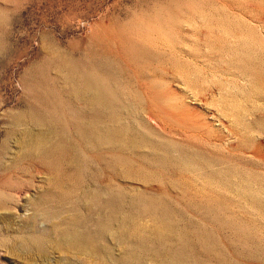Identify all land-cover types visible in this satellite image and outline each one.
Listing matches in <instances>:
<instances>
[{
    "label": "rangeland",
    "instance_id": "rangeland-1",
    "mask_svg": "<svg viewBox=\"0 0 264 264\" xmlns=\"http://www.w3.org/2000/svg\"><path fill=\"white\" fill-rule=\"evenodd\" d=\"M65 217L106 264H264V0H0V264H62Z\"/></svg>",
    "mask_w": 264,
    "mask_h": 264
},
{
    "label": "bare ground",
    "instance_id": "bare-ground-1",
    "mask_svg": "<svg viewBox=\"0 0 264 264\" xmlns=\"http://www.w3.org/2000/svg\"><path fill=\"white\" fill-rule=\"evenodd\" d=\"M67 75V74H66ZM88 79V78H87ZM65 83V82H64ZM78 94V93H77ZM81 95L78 94L77 97H79ZM89 96V95H88ZM95 97H88V101L90 102H93L95 99ZM45 99V98H44ZM86 100V99H85ZM93 105V104H92ZM91 105V106H92ZM54 106V105H53ZM102 106V105H101ZM54 108V107H53ZM84 108V107H83ZM78 112V111H77ZM109 112V111H108ZM45 115V114H44ZM86 117V116H85ZM38 119V118H37ZM41 119V118H40ZM39 119V120H40ZM107 119V118H106ZM48 120V119H47ZM92 120V119H91ZM44 124V123H43ZM100 124V123H99ZM49 125V124H48ZM111 125V124H110ZM40 126V125H39ZM108 130V129H107ZM105 135V134H104ZM108 135V134H107ZM29 140H26L28 141V143L26 142V144L28 145L29 147V150H37L38 152V149H41V148H44L46 146L49 145V141L51 139V137L49 136V134H47L46 132H39L38 134H32L30 132V135H29ZM28 137V136H27ZM52 141V140H51ZM55 142V141H54ZM24 143V142H23ZM106 143V142H105ZM189 144V143H188ZM25 145V144H24ZM112 145V144H111ZM26 146V145H25ZM53 146V145H52ZM59 146V145H58ZM50 147V145H49ZM124 147V146H123ZM52 148V147H51ZM51 150V149H50ZM61 150V148H60ZM96 150V148H95ZM43 151V150H42ZM48 152V150H47ZM74 152V151H73ZM70 153V152H69ZM42 154V153H41ZM212 154V153H211ZM43 155V154H42ZM57 156V155H56ZM190 156V155H189ZM31 157V156H30ZM36 160V159H35ZM28 161V160H27ZM190 161V160H189ZM109 162V161H108ZM213 164V163H212ZM199 165V164H198ZM25 166V165H24ZM23 167V166H22ZM56 167V166H55ZM45 168V167H44ZM62 168V167H61ZM125 168V167H124ZM199 170V169H198ZM201 170V169H200ZM65 171V170H64ZM82 171V170H81ZM207 171V170H206ZM204 172V171H203ZM205 174V173H203ZM52 175V174H51ZM59 176V175H58ZM76 177V176H75ZM58 179V178H57ZM66 179V178H65ZM56 180V178H55ZM59 180H60V177H59ZM188 180V179H187ZM211 180V179H210ZM53 182V181H52ZM61 182V181H60ZM74 182V181H73ZM220 182V181H219ZM50 183V182H49ZM48 183V184H49ZM55 183V182H54ZM76 183V182H75ZM60 184V183H58ZM63 183H61L62 185ZM65 184V182H64ZM193 184V183H192ZM57 185V183H56ZM55 185V186H56ZM70 185V184H69ZM150 186V185H149ZM65 187V186H64ZM108 187V186H107ZM173 187V186H172ZM48 188V187H47ZM57 188V187H56ZM59 188V187H58ZM74 188V187H73ZM243 188V187H242ZM60 189V188H59ZM58 189V190H59ZM61 189H64V188H61ZM65 191V190H64ZM75 191V190H74ZM73 191V192H74ZM61 192V191H60ZM63 192V191H62ZM71 192V191H70ZM99 192V191H98ZM112 192V191H111ZM47 193V192H46ZM68 193V192H67ZM87 193V192H86ZM85 193V194H86ZM83 194V193H82ZM99 194V193H98ZM126 194V193H125ZM59 195V194H58ZM65 195V194H64ZM68 195V194H67ZM132 195V194H131ZM53 196V194H52ZM61 196V195H60ZM76 196V195H75ZM83 196V195H82ZM81 196V197H82ZM86 196V195H85ZM96 196V195H95ZM99 196V195H98ZM104 196V195H103ZM62 197V196H61ZM66 197V196H65ZM94 197V196H93ZM125 197V196H124ZM63 198V197H62ZM96 198V197H95ZM112 198V197H111ZM86 199H88V197H86ZM92 199V198H91ZM97 199V198H96ZM94 199V200H96ZM122 199V198H121ZM44 200V199H43ZM50 200V199H49ZM52 200V199H51ZM55 200V199H54ZM81 200V199H80ZM83 200V199H82ZM90 200V199H89ZM56 201V200H55ZM78 201V200H77ZM86 201V200H85ZM93 201V200H91ZM42 202V201H41ZM89 202V201H88ZM71 204V203H70ZM87 204V202H86ZM104 204V203H103ZM88 205V204H87ZM109 205V204H108ZM147 205V204H146ZM40 206V205H39ZM64 206V205H63ZM91 206V205H90ZM105 206V205H104ZM145 207V206H144ZM72 208V207H71ZM96 208V207H95ZM105 208V207H104ZM103 208V209H104ZM64 209V208H63ZM75 209V207H74ZM77 209V208H76ZM54 210V209H53ZM58 210V209H57ZM70 210V209H69ZM78 210V209H77ZM83 210V209H82ZM60 211V210H59ZM76 211V210H75ZM80 211V210H79ZM93 211V210H92ZM113 211V210H112ZM144 211V210H143ZM146 211V209H145ZM162 211V210H161ZM81 212V211H80ZM84 212V211H83ZM97 212V211H96ZM107 212V211H106ZM157 212V211H156ZM75 213V212H73ZM95 213V212H94ZM98 213V212H97ZM169 213V212H168ZM107 214V213H106ZM58 215V214H57ZM61 215V214H60ZM63 216V215H62ZM91 216V215H90ZM109 216V215H108ZM152 216V215H151ZM64 217V216H63ZM156 217V216H155ZM80 218V217H79ZM101 218V217H100ZM110 218V217H109ZM108 218V219H109ZM150 218V216H149ZM154 219V218H153ZM160 219V218H159ZM158 219V220H159ZM130 220V219H129ZM132 220V219H131ZM156 220V219H155ZM162 221V219H160ZM81 221V220H80ZM94 221V220H93ZM157 221V220H156ZM151 222V221H150ZM164 222V221H163ZM169 222V221H168ZM85 223V222H84ZM93 223V222H92ZM91 223V225H92ZM122 223V222H121ZM54 224V223H53ZM96 224V223H95ZM99 224V223H98ZM97 224V225H98ZM104 224V223H103ZM102 224V225H103ZM148 224V223H147ZM155 225H157L156 223H154ZM81 225V223H80ZM101 225V224H100ZM138 226V224H136ZM144 225V224H143ZM93 226V225H92ZM134 226V225H133ZM153 226V225H152ZM54 229L58 230L59 231V236L61 237V239H59L56 243L57 247L61 250H64L66 251L68 254L65 258V260H63L62 264H76L74 262V258H77L78 255H85V257H87V259H90L92 257H100V259L102 260L100 262V264H106L107 260H105L104 258V255L102 254L100 256V249L97 247L96 245V242H94V238L92 236V234L88 231H86L85 229L83 228H80V226H77L76 223H75V219H72L71 217H65L61 223H55L54 225ZM103 227V226H102ZM107 227V226H106ZM140 227V226H139ZM142 227V226H141ZM140 227V228H141ZM145 227V225H144ZM144 227L142 229H144ZM150 227V226H149ZM165 227V226H164ZM136 229V232H140V229ZM87 229V228H86ZM99 229V228H98ZM108 229V228H107ZM134 229H135V226H134ZM55 230V231H56ZM138 230V231H137ZM150 230V228H149ZM178 230V229H177ZM43 230H40V234L43 235L42 233ZM150 231H154V230H150ZM160 231V229H159ZM158 231V232H159ZM147 232V231H146ZM145 232V233H146ZM134 233V230L132 232V234ZM142 233V232H140ZM164 233V232H163ZM105 234V233H104ZM132 234H129V235H132ZM143 234V233H142ZM155 234V233H154ZM161 234V233H160ZM45 235V234H44ZM94 235V234H93ZM136 235V233H135ZM101 236V235H100ZM142 236V235H141ZM148 236V235H147ZM162 236V235H161ZM173 236V235H172ZM45 236H42L41 238H39L38 240H36V242L39 244V245H42V243L44 242V238ZM107 237V236H106ZM132 236H130L131 238ZM100 238V237H99ZM139 238H140V235H139ZM142 238V237H141ZM171 238V237H170ZM104 239V237H103ZM136 239V238H134ZM144 239V238H143ZM96 240V239H95ZM142 240V239H141ZM100 241V240H99ZM104 244V243H103ZM99 245V244H98ZM105 246V245H104ZM107 246V245H106ZM105 248V247H104ZM105 250V249H104ZM108 251V250H107ZM107 253V252H106ZM105 253V254H106ZM110 253V252H109ZM176 253V252H175ZM109 256V255H108ZM181 258V257H180ZM86 259V258H85ZM76 260V259H75ZM179 260V259H178ZM87 262V261H86ZM172 262V260H171ZM126 263V262H125ZM181 263V262H180ZM78 264V263H77ZM86 264V263H85ZM127 264V263H126ZM130 264V263H129Z\"/></svg>",
    "mask_w": 264,
    "mask_h": 264
}]
</instances>
